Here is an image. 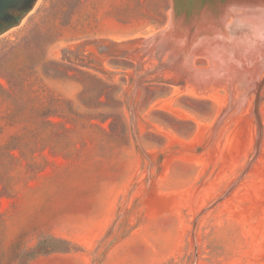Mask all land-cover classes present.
<instances>
[{"label":"rangeland","instance_id":"1","mask_svg":"<svg viewBox=\"0 0 264 264\" xmlns=\"http://www.w3.org/2000/svg\"><path fill=\"white\" fill-rule=\"evenodd\" d=\"M260 2L38 0L0 32V264H264ZM228 8L211 60L168 34Z\"/></svg>","mask_w":264,"mask_h":264},{"label":"bare ground","instance_id":"2","mask_svg":"<svg viewBox=\"0 0 264 264\" xmlns=\"http://www.w3.org/2000/svg\"><path fill=\"white\" fill-rule=\"evenodd\" d=\"M242 6L248 10H251L250 12L256 13L257 15L259 13L261 14V12L264 13L263 2L257 4L250 3ZM232 11L233 10L231 8L220 11L207 9L200 17L195 19L191 25H185L183 21L174 22L173 20L171 25L174 27V30L170 33L172 35L174 32L178 34V39L181 43H183V46L187 47L185 49H187L188 54L206 57L207 59L211 60L214 52H218L216 50L221 49L222 46H228L234 41L233 38H230L229 31L233 28V24H235L236 21L233 18L234 21L230 24L228 23L232 19L231 17L235 15ZM253 13L251 14L253 15ZM261 18L262 17L260 16H253L248 17V20L251 21L260 19L262 22L263 19L261 20ZM241 47L242 49L245 48L244 46Z\"/></svg>","mask_w":264,"mask_h":264},{"label":"water","instance_id":"3","mask_svg":"<svg viewBox=\"0 0 264 264\" xmlns=\"http://www.w3.org/2000/svg\"><path fill=\"white\" fill-rule=\"evenodd\" d=\"M37 1L38 0H0V26L3 25L5 29L8 26L12 27L18 25L24 15L35 7ZM173 20L177 22L174 17ZM171 26L168 34L174 30V27Z\"/></svg>","mask_w":264,"mask_h":264},{"label":"crops","instance_id":"4","mask_svg":"<svg viewBox=\"0 0 264 264\" xmlns=\"http://www.w3.org/2000/svg\"><path fill=\"white\" fill-rule=\"evenodd\" d=\"M106 216L97 217L96 223L99 225L98 230H104L106 223ZM101 227V228H100ZM74 244V243H73ZM84 252L81 250H72L69 252H53L49 254H42L29 261V264H82Z\"/></svg>","mask_w":264,"mask_h":264},{"label":"trees","instance_id":"5","mask_svg":"<svg viewBox=\"0 0 264 264\" xmlns=\"http://www.w3.org/2000/svg\"><path fill=\"white\" fill-rule=\"evenodd\" d=\"M62 242L67 245V249H65V250H50L49 249V250L43 251L40 248H36V247L33 248L32 249L33 250V253H31V255L29 253V255H28L27 264H29V261L30 260H32L35 257H37L39 255H42V254H49V253H53V252H57V251H60V252H69V251H72V250H76V249H74L75 246L71 242H69L67 240H62Z\"/></svg>","mask_w":264,"mask_h":264},{"label":"flooded vegetation","instance_id":"6","mask_svg":"<svg viewBox=\"0 0 264 264\" xmlns=\"http://www.w3.org/2000/svg\"><path fill=\"white\" fill-rule=\"evenodd\" d=\"M8 27H10V26H8ZM3 29H4V26L1 25V26H0V31L3 30Z\"/></svg>","mask_w":264,"mask_h":264}]
</instances>
